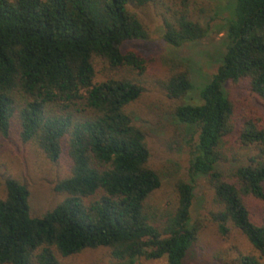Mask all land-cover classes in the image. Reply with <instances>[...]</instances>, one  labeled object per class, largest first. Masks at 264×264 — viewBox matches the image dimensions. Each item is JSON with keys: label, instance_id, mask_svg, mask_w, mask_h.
<instances>
[{"label": "trees", "instance_id": "1", "mask_svg": "<svg viewBox=\"0 0 264 264\" xmlns=\"http://www.w3.org/2000/svg\"><path fill=\"white\" fill-rule=\"evenodd\" d=\"M154 2L0 0V137L16 133L50 162L62 156L70 162L69 175L55 185L64 198L39 218L30 215L27 187L5 181L0 264H69L59 257L97 248H107L113 264L163 257L166 264H189L199 232L191 223L192 183L199 177L213 192L218 231L237 229L257 252L240 264H264V216L255 223L245 203L264 200V126L243 121L236 130L243 162L230 180L218 169L228 160L222 140L235 132L225 85L244 88L264 107V0H225L195 16L188 13L190 0H174L160 14L170 47L200 42L214 30L224 35V52L216 73L198 87L187 65L169 68L163 86L180 101L172 118L182 139L196 141L189 181L176 182L174 207L156 220L146 204L161 180L148 165L145 132L127 112L142 92L133 75L144 72L145 60L123 49L148 38L135 9ZM96 60L105 66L102 80ZM193 92L196 98L183 101Z\"/></svg>", "mask_w": 264, "mask_h": 264}, {"label": "rangeland", "instance_id": "2", "mask_svg": "<svg viewBox=\"0 0 264 264\" xmlns=\"http://www.w3.org/2000/svg\"><path fill=\"white\" fill-rule=\"evenodd\" d=\"M225 0H190L188 13L195 16L202 6H222ZM163 3L164 6H161ZM174 6V0H159L147 6L136 8L139 19L148 32L145 40L127 42L123 49L134 50L145 60V70L133 75L142 92L127 107L135 124L144 130L150 152L148 165L160 177L161 185L147 201V208L154 219L161 218L172 210L176 202L175 184L178 180L189 181L188 164L191 143L182 139L179 128L174 123L172 111L180 101L170 99L164 89V82L169 75V68L174 63H183L190 68L193 85L208 81L216 73L220 58L224 52L223 33H212L204 40L186 44L174 49L165 43L162 37L160 18L163 8ZM226 12L215 21L222 23ZM97 80H102L106 73L101 60L94 62ZM233 105V123L235 132L221 143V150L228 160L220 163L218 169L230 180L233 170L244 159V151L237 142L238 127L243 121L253 120L264 126V107L259 99L251 97L241 87L225 85ZM196 98V92L186 96L183 101ZM182 103V100H181ZM185 141V142H184ZM242 161V162H240ZM70 162L62 156L57 162H50L30 142H22L16 133L8 138L0 137V199L5 197V181L13 179L25 185L29 191L30 215L39 218L51 211L64 195L55 191V185L69 175ZM194 199L191 207V223L199 226L197 239L187 254L189 264H240L244 256H257L246 238L235 228L228 227L227 234L218 231L212 214L216 212L213 192L205 178L199 177L192 183ZM251 219L258 223L264 216V200L252 197L245 199ZM62 263L69 264H113L107 248L87 249L67 258L59 257ZM135 264H166V258L147 260L139 258Z\"/></svg>", "mask_w": 264, "mask_h": 264}]
</instances>
